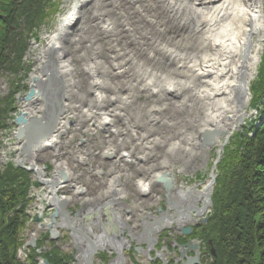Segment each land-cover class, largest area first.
Returning a JSON list of instances; mask_svg holds the SVG:
<instances>
[{"label":"rangeland","instance_id":"obj_1","mask_svg":"<svg viewBox=\"0 0 264 264\" xmlns=\"http://www.w3.org/2000/svg\"><path fill=\"white\" fill-rule=\"evenodd\" d=\"M75 1L50 0L45 10L47 12L45 23L41 30L37 31L40 41L47 36L46 34L49 31H52L51 22L49 21L52 18L56 19V27L58 21L66 20L69 8ZM86 2L85 7L90 6L91 12L85 16L83 19L85 21L79 28L77 25V32L72 29L69 30L71 34L68 40L65 41L64 50L58 52L60 57L58 71L60 73L63 67L67 69L70 67L68 75L71 78L68 79L72 80L73 86L72 95L69 96L68 91L65 94L64 105L67 107V112L63 118L66 117L67 120L64 122V130L55 139V144L51 145L49 142L42 151L34 153L33 162L40 169L45 167L46 175L54 171L56 168L55 162L66 165L67 172L65 171L64 174L69 172L71 178L58 194L69 197L72 204H74L72 208L76 207L79 202L84 201L83 196L75 195L74 192L77 187L84 190L78 191L79 194L86 193L88 196L96 197L104 189L103 183L99 180L103 179L104 181V179L112 176H121L123 187L127 190V187L132 185L128 188V191L129 189H135L134 193H138L137 186H133V183L138 179L140 181V178L145 176L146 169L152 162L159 165L162 162L166 163L168 169L174 167V171L177 172V184H182L183 188L200 184L198 188L204 190L210 181L209 174L217 157V146L207 152L204 168L194 174H185L180 170L181 167L178 163L166 157V152L171 147H175L176 155L181 158L186 157L187 154L193 151L194 145L190 140L199 135L200 124L198 122L202 118L201 106L188 91H184L180 96L169 94L166 97L168 103L164 107H160L158 103H165L159 102L160 97L158 95L151 96V93L141 87L135 79L136 73L134 72L136 63H139L142 68H146L149 64L147 56L158 53L154 49V43L172 49L180 54L182 58L198 55L197 48L194 47L191 40L180 38L184 34V28L181 27L180 20L186 18V14L183 12L178 13L177 10L174 11V7H170L171 5L189 6V3L196 6L197 3L193 0H87ZM261 11L264 13V0H262ZM97 13L101 14L100 22L94 20L92 16L93 14L97 15ZM96 22H99V24L95 25ZM105 22L109 23V29L101 30V26ZM31 39L29 42L32 45L27 48L17 70L0 74V102L3 104L10 95L13 99V111H8L7 117L2 120L5 128L0 129V170H5L9 165L8 162H14L17 154L20 153L19 148L15 147L11 131L13 128L12 119L19 114L20 104L23 103L22 97L29 92L34 76L39 77L40 71L37 68L43 65L45 61L43 57L47 55L46 42L38 41V43L35 39ZM173 40L176 41L173 43ZM195 41H197V38ZM36 43L37 46H35ZM261 45L260 56L264 50V38ZM43 46L44 49L40 51V47ZM38 54L41 57H38ZM93 64L98 69V73L93 75V78L101 84V87L95 88V91L103 97V102L100 104L102 110L99 113L116 112V117L112 116L110 118L113 120V125L120 128L117 133H112L109 125L100 127L98 125L100 121L85 115L87 108L91 109L93 106V92H91V85H89L90 82H93V78L86 72L88 67ZM259 65H261V60ZM258 67L262 69L263 66ZM261 69H258V71H261ZM257 74L251 81L253 85L260 79ZM174 79L182 82L187 81L183 77H174ZM64 82H66L65 76ZM127 94L128 99L121 109L117 107L116 100L111 101L117 96L126 97ZM250 96L251 100L246 108L248 115L245 117V122L241 124L242 126L235 131V134L246 126L249 128L258 119L260 110L251 107L253 100L251 91ZM182 98L185 102L180 101ZM152 101L158 103L155 104ZM36 104H38L37 100L30 104L29 108L35 111L38 110L35 107ZM132 135L136 138L133 139ZM234 135L229 138L220 153V160ZM221 143L223 144V140ZM145 145H147L148 151ZM129 150L132 158L131 166L126 167L125 164L121 166L119 162L117 164L118 154ZM109 152L112 155H109ZM112 167H114L116 173L113 172ZM216 170L215 176L217 174ZM154 172L160 171L158 169ZM129 175L132 176V179L126 180V176ZM30 179L32 186L28 193V212L32 213L43 203L44 194L42 192L44 188H50V186L47 184L39 185L34 173L30 174ZM65 182L67 181L65 180ZM160 195H162L161 190L153 186L148 192L139 194L135 198L128 194L129 200L134 201L130 205L128 198H125V201L129 203L128 205L132 206L131 208L127 206L131 211L129 214L133 216L134 213L146 212V209L152 211L157 207H162L164 200L159 197ZM139 201L143 205H139ZM115 210L124 212L121 207H116ZM212 210H208L209 213L206 214V217L209 218ZM204 227L201 224L194 231L203 230ZM25 232L27 237L40 233L37 227L31 223L30 216L25 225ZM169 234L171 236L169 240L172 242L180 239L179 233L173 230V226L169 230ZM37 236L41 237V234ZM63 236L67 237L66 234ZM47 244L44 242L42 245L46 248L44 252L50 249ZM69 244V236L65 242L57 239L55 248L63 255H72L74 250ZM201 247L202 252L206 255L204 257L209 258L207 263H211V259L216 256L212 242L208 240V243H202ZM210 249H213L214 255L210 252ZM174 252V256H176L177 251ZM35 259L37 264H40L41 259ZM134 260L138 264H148L146 258L135 257ZM96 263L100 264L99 261Z\"/></svg>","mask_w":264,"mask_h":264},{"label":"bare ground","instance_id":"obj_2","mask_svg":"<svg viewBox=\"0 0 264 264\" xmlns=\"http://www.w3.org/2000/svg\"><path fill=\"white\" fill-rule=\"evenodd\" d=\"M86 1L79 0V3L82 5V12L79 10L71 14L69 24L73 25L70 28L69 26H63L61 32H64V37L54 44L58 48L57 53H60V50H64L65 41L68 40L71 34L69 30L74 28L72 30L77 32V29L85 21L83 20L85 16L91 12L90 6L85 7ZM193 1L197 3L196 6L193 3H189V6H169L171 8L174 7V11L177 10L178 13L183 12L186 14L187 17L180 20L181 27L184 28V34L180 38L191 40L194 47L197 48L199 56L193 55L182 58L180 54H177L172 49L157 43L155 45L154 43V49L158 53L147 56V61H149L148 66L142 68L139 63H136L134 66L135 79H137L141 87L148 93H151V96L158 95L160 97L159 102L165 103L161 104L157 102L160 107H164L168 103L166 97L169 94L180 96L184 91H188L201 106L202 118L198 122L200 124L199 135L190 140L193 143L192 145H194L193 151L182 158L176 155L175 147H171L166 152V157L178 163L181 167L180 170L185 174H194L196 171L203 169L206 164L207 152L214 146L219 147L222 144L221 141L225 140V137L230 138L242 126L241 124L245 122V117L248 115L246 108L251 100L249 86L259 69L261 43L264 38V13L261 11L262 0ZM92 16L94 20L101 21V14L97 13V15L93 14ZM75 18L78 19L76 20ZM99 22H96L95 25H98ZM77 25L78 28H76ZM102 29L108 30L109 23L105 22L101 26ZM52 36L53 34L46 37V44L49 43L50 45L52 43ZM196 38L197 41H195ZM175 41L173 40V43ZM41 50L42 48L40 47ZM40 54H38V57H41ZM58 54V60L60 61ZM175 62L177 63L175 64ZM69 69L63 67L60 75L63 78L65 76V90L71 96L73 86L72 80L68 79L71 78L68 75L70 73ZM86 72L93 78V75L98 73V69L93 64L88 67ZM172 76L175 78L183 77L187 81H177ZM34 78L39 79L37 76H34ZM89 85H91V92H93V106L91 109L87 108L85 115L100 121L98 124L100 127L109 125L112 133L119 132L120 128H116L113 125V120L110 118L112 116L116 117V112L99 113L102 110L100 104L103 102V97L96 93L95 88L101 87L100 82L93 78V82H90ZM236 92L239 101L234 99ZM127 97L128 94L126 97L117 96L111 101L116 100L117 107L121 109L123 104L126 103ZM180 101L185 102L184 98ZM152 102L157 104L154 101ZM30 104H32V100H29L27 103L23 102L20 104V109L30 113ZM66 112L67 107L65 108ZM35 114L36 116L40 115V111L35 112ZM63 116L62 122L60 121L55 126L58 130L56 131L57 134L52 138L51 145L56 143L55 139L64 130V122L67 118H63ZM206 132L218 134L214 137L211 145L201 143L200 138ZM132 138L135 139L136 136L133 137L132 135ZM145 148L148 151L147 145H145ZM110 154L111 152H109ZM116 159V163L118 164L119 162L121 166L122 164H129L132 161L131 151L121 152ZM55 164V171H66L65 164L57 162ZM165 164L162 162L159 165L152 162L148 166L145 176L140 181L138 180L136 184L137 190L140 193L148 192L149 186L155 180L154 178L162 174V172L169 174L172 171L175 173V189L183 193L188 190V188H183L182 184H177V172L174 171V167L168 169ZM157 168L160 172H154L158 170ZM112 170L116 173L114 167H112ZM70 178L71 175L68 172L67 179L70 180ZM199 186L200 184H195L189 191L193 192L197 189L198 192H203L204 190L198 188ZM78 191L80 190L76 188L74 193L80 195ZM175 195L176 203L181 205L182 195L178 193H175ZM203 201L204 198H201L196 204L201 207ZM98 244L102 245L103 241Z\"/></svg>","mask_w":264,"mask_h":264},{"label":"trees","instance_id":"obj_3","mask_svg":"<svg viewBox=\"0 0 264 264\" xmlns=\"http://www.w3.org/2000/svg\"><path fill=\"white\" fill-rule=\"evenodd\" d=\"M49 2L0 0V74L17 70L29 40L47 17ZM261 56L260 79L249 87L251 107L260 110L258 119L229 141L217 164L212 214L203 230L191 234L192 239L202 243L211 241L216 251L211 263L203 253L201 264H264V50ZM12 104V95L3 104L0 102V128L8 111H13ZM31 186L30 173L25 170L13 164L0 170V264H22L16 256ZM36 256L32 250L26 264H37ZM43 258L49 264L68 260L54 249Z\"/></svg>","mask_w":264,"mask_h":264},{"label":"water","instance_id":"obj_4","mask_svg":"<svg viewBox=\"0 0 264 264\" xmlns=\"http://www.w3.org/2000/svg\"><path fill=\"white\" fill-rule=\"evenodd\" d=\"M79 0H76L73 5L70 8L69 15L67 16L66 20H60L58 23L57 31L52 38V43L48 46L45 61L43 63V66L40 69V75L39 79L34 78L33 84L30 86L29 92L22 97V100L29 102V100L35 99L41 105L42 111L40 116H32L27 114L24 111H20L19 114L14 118L15 120V126H16V135L15 139L17 142L20 143V152H21V160L18 162V166L20 168L26 169L28 172H34L37 175L36 168L33 164H30L29 161L32 159L33 154L36 151H41L48 141L52 138L53 135L56 134V131L58 130L55 126L59 123V121L62 119V116L65 113V105L64 100L66 99V90L64 86V78L59 73V67L58 65V56L57 51L58 48L54 46L58 40L63 39V33L61 32L63 26H72L69 25L70 16L72 13H75L77 11H83L82 5L80 7ZM76 20L78 18H75ZM79 22V21H78ZM73 23H75L73 21ZM68 24V25H67ZM57 53V54H56ZM59 55V54H58ZM41 76V77H40ZM55 84V86H53ZM238 92V91H237ZM237 92L234 96V99L238 100ZM218 135L217 133H208L206 132L201 136L200 140L202 144L205 145H211L212 141L214 140V137ZM228 137H225V140L223 141V144H221L217 149V157L215 159V162L213 163V167L210 171V182L205 186V189L203 192L195 191V195L190 193L189 191L184 192V194H181L180 191L175 189L174 182H175V173L172 171V173H163L154 178V184L155 185H161L165 191L164 198L166 200V209L163 211V214L168 215L170 209L175 210L174 215L172 217H168V220L171 221L170 225H166L167 228H172L173 224V230L178 231L182 234L183 237L186 238V236H189L192 232V227L197 223L198 225L207 224L208 217H206V213L208 210L212 209V201H211V194L215 185V170L217 167V164L221 157V152L223 151L225 145L228 142ZM22 163L28 164L27 167H25ZM40 176V175H39ZM61 176L63 180L66 179V175L61 173ZM39 179L40 184H46V182H42L41 178ZM175 193L182 195V204L179 206L175 205ZM53 196V210L54 214L51 218V224L47 225L48 228H51L52 226L62 227L66 231H68L69 236L74 239H83L87 243L92 242L89 240L88 235H86V230H83L84 227L76 228V224L78 225V222H81L84 216H86L84 210L86 209V205H80L77 210L71 212L67 210L68 203L67 201H61L58 199L56 194L51 193ZM204 198V202L201 207H199L196 203L201 199ZM111 204L114 203V201H109ZM101 208V207H100ZM99 208V210H100ZM99 210L96 211L98 214L95 216L96 222H99L100 217L102 216L101 213H99ZM159 212H162L160 208L158 209ZM162 214V215H163ZM69 216H71V219H69ZM109 221L106 220L105 224L109 227V230L112 231L113 227L118 228V234L117 238H121L124 235L122 234L123 226L119 224L113 213L109 212ZM65 218V219H63ZM60 220V224H58L56 221ZM190 221L187 222V221ZM36 222H39V218H35ZM88 225L91 224L90 222L87 223ZM100 224V223H99ZM163 221L161 219L155 218L153 219L152 223H149V226L151 228V232L160 233L164 229L165 226H163ZM105 225V226H106ZM104 224H101V230L106 231ZM130 238V241L137 243V247H135V251L137 253H142V248L139 246V240L138 237L135 236H128ZM170 246L176 247V253L177 255L174 256L175 263L178 262L180 264H199V255L200 252L198 251L199 242L189 240L185 245H178L176 242L169 241L168 242ZM32 247H35L34 240H31L29 243ZM93 246V245H92ZM125 250H128V247H125ZM147 250H152L156 255V258H158L161 261V264H166V261L163 259V254H161L160 251H158L154 245L148 246ZM123 251L122 249H113V252L115 256H117L121 263H122V257H123ZM98 252H100L98 249H96L95 246H93L92 250L89 251L88 247L84 250L80 247L76 249L75 254L73 255L74 262L71 264H80V261H83L82 264H92V260L94 258V255H97ZM210 252L214 255L213 249H210ZM147 254V252H144ZM175 254V252H172ZM188 253H193V257H189ZM155 258V259H156ZM43 264H48V261H43ZM64 264H70V263H64Z\"/></svg>","mask_w":264,"mask_h":264},{"label":"flooded vegetation","instance_id":"obj_5","mask_svg":"<svg viewBox=\"0 0 264 264\" xmlns=\"http://www.w3.org/2000/svg\"><path fill=\"white\" fill-rule=\"evenodd\" d=\"M202 204H203V202H202ZM165 207L166 206L163 204V206L161 207V211L162 212H158V211L155 210L156 211L155 212L156 213V216H158V219H161L163 221V223H165V222L171 223V221L168 220V217H170L172 215L169 216V215L163 214V210H164ZM139 215L140 214H137V213H134L133 214L135 220H136L137 217H139ZM139 220L141 221V219H139ZM143 221H145V220H142L141 222H143ZM144 225L145 226H143V230L140 231V234L135 235V237H138V240L140 241V243L142 245L144 244L147 247L154 245L155 248L160 249V247L163 244L162 242L166 243V240L169 238L168 232H164V230H165V228H164L162 231H160V233H156L155 234V232H153V233L151 232L150 227H149V222L148 223H144ZM194 226H195L194 229L198 228V224L197 223ZM123 230H124V233L126 234L127 233V231H126L127 230V226H125ZM193 232L194 231H192V233ZM164 233H166V234H164ZM182 241H184V240H182ZM182 241L181 240H177L178 245H185L188 240L185 239L184 242H182ZM195 241H198L199 242L198 251L200 252V255H199V260H200V259L203 258V252H202V247H201L202 242L199 241L198 239L195 240ZM127 244L128 245H131L130 248H129V252H128L131 255V257H130V255L125 254V256L127 258L125 260V264H138V262L136 260H134L135 257L138 258L137 257L138 255L136 254V252L133 251V246H134L133 241L132 242L131 241H127V243L124 244V246H126ZM69 245L73 248L72 242ZM91 249H92V247L90 246V248L88 250L91 251ZM166 249L167 250L169 249V244L168 243L166 244ZM151 253L153 255H155V257H156L157 254H154L152 251H151ZM139 258H143V259L146 258L147 259V257L145 255L140 256ZM153 258H154V256H153ZM163 259L166 261L167 264H172V262H173L172 254H170V253H168L167 255H165L163 257ZM156 260H159V259L157 258ZM159 262L161 264V261L160 260H159Z\"/></svg>","mask_w":264,"mask_h":264},{"label":"crops","instance_id":"obj_6","mask_svg":"<svg viewBox=\"0 0 264 264\" xmlns=\"http://www.w3.org/2000/svg\"><path fill=\"white\" fill-rule=\"evenodd\" d=\"M100 198H105L104 194L101 195L98 199H100ZM117 198H118L119 200L122 199V197H121V192H120V191L117 192ZM102 200H104V199H102ZM123 214H124V213H123Z\"/></svg>","mask_w":264,"mask_h":264}]
</instances>
